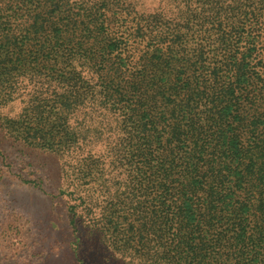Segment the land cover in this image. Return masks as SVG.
Returning a JSON list of instances; mask_svg holds the SVG:
<instances>
[{"label":"trees","instance_id":"1","mask_svg":"<svg viewBox=\"0 0 264 264\" xmlns=\"http://www.w3.org/2000/svg\"><path fill=\"white\" fill-rule=\"evenodd\" d=\"M137 5L0 0V137L48 152L30 214L71 230L47 264H264V0Z\"/></svg>","mask_w":264,"mask_h":264},{"label":"rangeland","instance_id":"2","mask_svg":"<svg viewBox=\"0 0 264 264\" xmlns=\"http://www.w3.org/2000/svg\"><path fill=\"white\" fill-rule=\"evenodd\" d=\"M136 1L140 2V5H137L139 9L149 10L153 9L160 0ZM244 70H247V66ZM191 81H194V79H191ZM22 108L18 104L17 106L0 107V117L6 115L9 117L16 116ZM1 121L2 119H0ZM44 124H30V120H24L16 123L14 128L17 129L20 139L24 141L25 138L27 143L30 144V134L34 135L35 130L45 134L43 132L45 130ZM0 132L3 133L1 128ZM0 142L5 152L0 155V264H47L48 252H51V248L56 246L55 241L62 234L68 238L71 230L67 225L65 214L61 210L55 213L57 215H54L56 219L53 231L49 233L45 230L41 218H36L30 214V203L32 202L30 200V183H26L24 180H34L42 174L41 169H37L32 165L31 156L33 153L39 154V161L48 162L51 158L47 155L48 152L40 150L32 152L33 149L30 146L29 148L23 146L21 141L10 136L6 140L0 137ZM244 217H246V214ZM139 218L137 216V219L134 218L135 220L132 221L135 226L133 229H141L145 223L144 220ZM128 221H131V217L128 218ZM122 228V225L118 227L117 240L119 241L125 240ZM152 229H155L156 233V222ZM138 238L139 236H135L134 239L137 240ZM145 238V243L151 242L149 238ZM137 245L142 248L146 247L144 243L140 244L136 241L132 246L135 248Z\"/></svg>","mask_w":264,"mask_h":264}]
</instances>
